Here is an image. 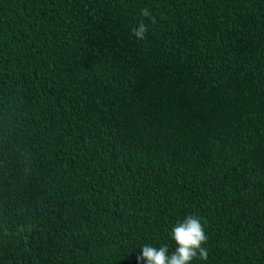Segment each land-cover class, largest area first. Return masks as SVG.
Segmentation results:
<instances>
[{"label": "trees", "instance_id": "obj_1", "mask_svg": "<svg viewBox=\"0 0 264 264\" xmlns=\"http://www.w3.org/2000/svg\"><path fill=\"white\" fill-rule=\"evenodd\" d=\"M188 215L191 264H264V0H0V264H137Z\"/></svg>", "mask_w": 264, "mask_h": 264}, {"label": "clouds", "instance_id": "obj_2", "mask_svg": "<svg viewBox=\"0 0 264 264\" xmlns=\"http://www.w3.org/2000/svg\"><path fill=\"white\" fill-rule=\"evenodd\" d=\"M141 15L150 18L148 9H143ZM146 32L147 26L143 22L138 28L132 29V34L137 39H144ZM171 238L176 245L171 254L167 245L157 248L145 244L137 256V264H191L196 258L207 259L208 251L203 247L207 242V235L198 217L188 215L182 222L174 225Z\"/></svg>", "mask_w": 264, "mask_h": 264}]
</instances>
